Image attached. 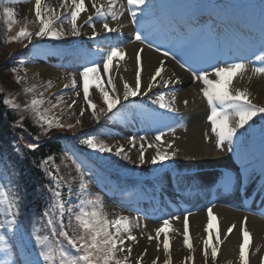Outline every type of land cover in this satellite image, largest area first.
<instances>
[{
	"label": "snow or ice",
	"instance_id": "6c2138e0",
	"mask_svg": "<svg viewBox=\"0 0 264 264\" xmlns=\"http://www.w3.org/2000/svg\"><path fill=\"white\" fill-rule=\"evenodd\" d=\"M15 2L16 0H0L9 31L17 23L16 12L13 7L5 5ZM246 7L257 8L256 5ZM89 8L93 11H89ZM233 8L231 5L225 6L224 18L230 22L222 30L209 29L195 34L191 31L186 32L182 26L178 33L172 21L157 19L153 0H89L88 4L85 0H60L59 11L56 7L43 4L42 0H35L34 12L39 22L38 30L33 33L22 27L15 35L9 36L7 42L27 41L28 43L24 44L27 48L34 38L47 37L60 41L67 36L79 37L82 34V25L77 21L84 13L86 18L83 24L92 29L88 39L98 41L95 52L101 59L99 62L95 60L89 62L78 75L66 73L70 82L64 84L63 88H71L74 95L79 98L81 96V91L77 90L79 84L83 100L87 108L91 109L92 118L97 123L101 121L102 116L105 120L121 123H133L137 118L145 121L154 119L153 114L132 105L131 98L149 97L154 89L161 88L171 89L173 94L160 91L159 94H154V98L150 97V104L157 106L156 113H159V110H164L166 114L177 113L178 109L175 106L177 97L174 90L177 85L182 84V80L174 72L170 74L167 61L177 60L179 57L178 62H182L192 81L202 85L200 91L210 109L207 115L210 131L204 133L205 139H214L216 147L221 151L234 152L235 145L241 141L244 132L252 127L254 118L264 119V104L254 103L248 89L233 86V81L238 77L242 78L247 72L249 63L259 62L261 66L255 67L253 72L264 74V0H260L258 11L244 20L238 16L228 15V11ZM125 14L129 23L135 26L132 41L138 42L140 47L134 52V83H129L127 79L121 77L123 89L121 93L117 89L113 70L115 67L119 72L121 62L128 58V53L122 43L111 44L108 34H115L116 37L122 34L124 25L119 21ZM109 19L116 21V25L112 26ZM97 21L102 24L101 31L96 30ZM65 22L70 25L67 30L64 28ZM169 32L174 39L166 46L164 41L170 39ZM101 42L110 46L102 49L99 47ZM145 47L154 49L162 58L159 59L147 82L142 84ZM233 49L237 52L243 49L247 54L237 55L223 62L217 59L215 63H210L215 57L209 56V53L224 50L230 52ZM25 62L26 59L22 58L19 65L22 67ZM11 71L16 73L17 82L25 84L24 92L30 94L31 99L22 107L14 97L7 96L2 102L8 109L31 112L34 123L42 129L43 134L54 128L71 130L82 123L77 119L75 125L64 124L60 115L50 114L58 107L63 114L65 107L72 109L77 103L76 99L68 103L63 89L58 94L51 93L50 90L54 87L51 79L41 85L29 84L27 68H24L23 76L19 74V67H13ZM34 75L39 76V73ZM39 87H43L44 90L36 95ZM93 88L98 90L105 105L98 111L96 103L91 99ZM2 92L3 89H0V93ZM46 92L49 95L46 96ZM183 103L187 106L189 101L185 99ZM45 104L49 107H43ZM126 105L135 110L126 108ZM87 108H80L81 117ZM23 119L21 116L16 125H21ZM167 131L174 133L175 129L168 127ZM164 137L165 131L160 129H157L152 140L148 139L146 132L144 135L133 134L128 137L127 149L124 144L106 143L95 134L85 136L79 143L93 152L115 155L138 167L145 163L164 166L167 162L173 161L180 151L174 147L175 140L165 141ZM261 138L264 142V129L261 130ZM26 147L36 150L39 145L29 143ZM149 149H154V154L150 159H146ZM132 150L138 152L136 161H133L130 155ZM261 158L264 160V148ZM64 159L70 160L75 166L77 177H72V180L78 179V187L74 190L72 180H65L64 176L60 175V167L55 164L53 156L43 159L40 167L51 179V183L45 186L50 194V202L40 215L25 210V197L21 194L25 190L12 187L11 184L6 187L0 182V216L3 217L0 219V264H141L147 249H144L139 257L133 258L131 246L137 242L133 230L141 226L139 217L120 214L115 218H109L102 198L98 194L93 195L89 190L86 177L91 175L90 165L70 151H65ZM247 168L248 164L245 163L244 171H247ZM261 178L264 179V166L261 168ZM16 184L18 185V181ZM231 184L232 177L225 174L223 186L228 188ZM260 190L264 192V183L260 184ZM73 198L76 200L75 204L71 202ZM137 211L139 212V209ZM207 215L205 229L207 238L203 241L202 249L204 264H208L209 258L212 264H216L220 244L223 242L221 230L211 206L207 209ZM190 216L191 212L186 211L183 217V242L190 250V254L184 257V260L194 264L195 249L189 232ZM173 220H180L179 215L163 219L162 225L155 230V236H148L149 240H158L161 234L164 235L162 245L166 258L163 264H173L171 239L168 235ZM247 221L248 217L245 216L239 226L242 236L239 245L240 264H249L252 233L247 227ZM236 228L235 223L231 224L224 233L225 238ZM160 247L158 243V251ZM255 251L260 252L261 249L257 247ZM159 259L160 257H156L152 264H157ZM260 264H264V255L261 256Z\"/></svg>",
	"mask_w": 264,
	"mask_h": 264
},
{
	"label": "bare ground",
	"instance_id": "6f19581e",
	"mask_svg": "<svg viewBox=\"0 0 264 264\" xmlns=\"http://www.w3.org/2000/svg\"><path fill=\"white\" fill-rule=\"evenodd\" d=\"M181 1L182 0H153L156 18L160 20H170L172 23L174 21L175 23L173 25L176 26L180 21L187 22L188 19L200 15L201 12L202 14L206 13L202 6L192 9L190 15L183 13L181 12ZM85 2L88 4L89 0H85ZM25 7H28L27 9H30L33 13L35 0L26 1ZM24 11L25 9H23V12ZM89 11L93 10L89 8ZM211 11L215 12L213 9ZM225 11L226 10H224L222 17L219 16L220 18L224 19ZM257 11L258 8L235 7L228 11V15L234 16L236 14L240 18H243L240 15H246L244 18L246 19L247 17L254 15ZM207 20L211 21L212 17L208 16ZM97 22L96 30L101 31L102 24L99 21ZM119 22L124 25L121 30L122 34L119 37H116L115 34H108V39L111 44L117 42L122 43L128 53V58L121 62L119 72L115 70V67L113 70L118 91L123 90L121 77L127 79L129 83H134V52L140 47L138 42L132 41L135 26L129 23L127 14H125L124 17H121ZM222 22V27H214L213 30H222L228 23L226 20H222ZM109 23L112 26H115L117 22L109 19ZM207 26H209V24H206L205 27H203L202 24L193 25L189 30H186V32L191 31L192 33L199 34L206 30L208 31L210 28H207ZM69 27L70 25H64L66 30ZM178 27L180 28L181 26L178 25ZM168 36L169 38L172 37V33L169 32ZM72 38V36L66 37L69 41ZM93 42L94 48L91 53L88 54L98 62V59H101L95 52L98 41L94 40ZM164 43L168 46L171 41L165 40ZM109 46L108 43L104 42L99 44V47L102 49H106ZM222 54V51L212 52V57L216 56L217 58L210 60V63H215L217 59L223 62L236 57L237 55H244L238 52H231L226 55L225 59H220V55ZM161 58L160 53H157L154 49H148L145 47V70L142 73V84L147 82L149 75L153 72ZM178 60L179 57L177 60L169 59L167 61L170 74L171 72H174L176 75H179L182 80V84L177 85L174 90V94L177 97L175 106L178 109V112L174 114H166L164 113V110H161L162 113L159 117L147 120V122L155 133L157 129L163 130L168 135L167 140H175L174 147L179 148L180 151L174 161L180 172L179 174L182 175L184 181L173 183L168 187L175 191L173 195L178 206H174L175 208L171 207L173 210L161 209L162 211L160 210L156 216H153L157 217L155 218L156 220L139 219L141 226L135 229L134 234L137 236V242L131 244L135 247L134 255L137 257L144 251V249H147V254L144 256V259L149 260L155 255L162 253L164 235L161 234L158 240H149L148 236H155V230L162 225L163 219L179 215L180 220L172 221V228L168 230V235L171 239L173 259L180 262L184 260V257L188 256L189 252L185 250L183 242V217L186 211H190L189 232L194 249L197 251V253H195L198 258L197 261L200 262V251H202L203 241L207 238V232L205 230L208 220L207 209L211 206L213 212L218 218L221 239L223 241L220 244L217 264H240L239 245L242 242V236L239 231V226L245 216L248 217L247 227L252 233V241L249 248V264H260L261 256L264 255V213L260 210H254L253 205L255 203H260L264 206V192L260 190V184L264 183V179L261 178V168L264 166V163L263 165L258 164V160L262 158L259 154L257 155V152L261 153L262 148H264L261 146V144L264 145V142H262L261 134L258 131L262 119L260 117L254 118L252 127L248 129V131L252 132L257 138V141L251 145V148H255L257 162H255L254 152L252 154L246 150L243 151L241 164L243 165V168L245 163L248 164L247 171H244L243 169L240 175V177L243 176V181L240 182L236 191L232 190L231 192H225L219 179L223 169L231 166V157L222 154L223 151L216 147L214 139H205L204 133L210 131V122L207 121V115L210 111L206 98L203 97L202 92L200 91L202 85L199 82L194 83L192 81L190 74L182 66V62H178ZM256 63L260 65L259 62ZM33 68L40 71L44 78L51 77L53 81H56L58 83L56 88H61L64 84L70 82L69 77L66 75L68 72L61 74L58 70L44 62H40ZM261 77L262 84L256 86L257 94L252 98L253 102L257 104L261 101L262 91L264 89V74H261ZM248 79L247 72H245L242 78L238 77L233 81V86L235 88H246L250 90L251 85H249ZM160 91H166L169 95L173 94L171 89L163 88L154 89L153 93L150 94L154 96V94H159ZM185 99L189 101L187 106L183 103ZM152 106L156 107L155 105ZM168 127L174 128L175 132H168ZM120 144H124L127 149L128 142H120ZM152 152L154 154V150ZM137 154V150H132L130 152L132 159L137 158ZM133 186L136 189L142 188L140 183L133 184ZM160 196L162 197L161 194ZM160 196H158L157 199H159ZM233 223L237 225V228L233 230L231 235L225 238L224 233ZM158 243L161 245L159 251L157 250ZM257 247L261 249L260 252L255 251Z\"/></svg>",
	"mask_w": 264,
	"mask_h": 264
},
{
	"label": "rangeland",
	"instance_id": "374dc122",
	"mask_svg": "<svg viewBox=\"0 0 264 264\" xmlns=\"http://www.w3.org/2000/svg\"><path fill=\"white\" fill-rule=\"evenodd\" d=\"M237 2H232L231 1V6L234 7H242V6H247V5H256L258 8L259 2H256V0H236ZM42 3L47 5V6H53L56 7L57 10L59 11V3L60 0H42ZM26 2L24 0H16L15 3L12 4H6L5 6H10L13 7L15 12H16V20L17 23L15 24H19L22 27H26L29 31L31 30L33 33H35V31L38 30L39 28V22L37 20V18L35 17V13L30 10L27 9L28 7H25ZM23 9H25V11L23 12ZM219 10H222L221 7L218 8ZM0 10L2 11V7H0ZM3 13V12H2ZM85 14L82 13L81 17L78 19L77 23L82 25V34L79 37H74L69 41L66 39V37L60 41L51 39V38H34L32 44H30L27 48L24 47V44H27L28 42L25 41L24 43L17 45L15 47L16 51L18 53L21 54L22 58L26 59V62L24 63V65L22 66V71L20 72V75L23 76L24 75V68L28 69V83L32 84L35 83L37 85H41L43 82H46L47 80L51 79L53 81V79L51 77H47L44 78L41 75V72L34 69L33 67L36 66L37 64H39L40 62H42L43 58L45 57V55L43 54H48V53H54L55 56V47L57 45L60 46H64V45H73L75 43H81L82 47L79 48H84V49H76V54H78V56H81L84 54V52L88 49L91 48V46H87L88 42L90 41L88 39L91 32V27L88 25H84L83 24V20L85 19ZM98 23V22H96ZM64 25L69 26L66 22L64 23ZM18 29H20V27H17ZM41 43L42 45H38V43ZM43 42H47L49 43L52 47L48 50L47 47H43ZM34 45H37L38 48H36V50H34V53H30L29 52V48L30 46L34 47ZM43 56V58H42ZM255 67H259L256 66L255 64H248V70H247V76H248V80H249V85H251V88L249 90V92L251 93V98H253V96H255L256 93V86H259L262 84V77L261 74H254L253 70ZM56 70H58L61 74H63L64 72H71L73 71V73H77V75L79 74V71L76 69H71L70 67H66V63H62L61 65H59L58 67H55ZM35 73H39V76H35ZM114 75V73H113ZM4 79H6L5 77H2ZM54 82V87L50 90L51 93H60V91L63 89L64 90V95H65V100L68 103H71V101L73 99L77 100L76 105L73 106L72 109H67L66 107L64 108V112L63 114H61L60 112V108H58L57 113L55 115H60L62 116H67L69 118V121H71L74 125L76 124V120L80 119L81 120V124L80 125H76L75 128H73L75 130V132H80L83 130H87L89 131L88 135L90 134H95L98 136V138L100 140H103L106 143L112 144V145H116L117 143L120 144V142H128V137L130 135L136 134V135H144L145 132L147 133L148 139L152 140L155 136V132L152 131V129L147 125V122L145 120H142L140 118H137L133 123H121V122H116V121H112L111 125L114 126L113 129L107 128L105 127V123H102L101 126H99V123L101 124V121H105V119L101 118V121L99 123H97L91 115V109L87 108L84 100H83V96H80L79 98L76 97L74 95V90H70L68 91L67 89H64L63 87H58L57 86V82ZM13 86H15L14 82L12 81ZM21 88H22V92H24V87L25 84L19 83ZM79 85V84H78ZM54 89V90H53ZM44 90V89H43ZM77 90L82 91L81 88H77ZM119 92L122 93V90H120ZM25 93V92H24ZM37 95V94H36ZM45 95H49V93H45ZM150 97L154 98V96H152L151 94H149V97H145V96H137L135 98H131V103H135V99L137 98H141V101H144L146 103H150L149 99ZM98 98V105H97V111L99 110V108L101 107H105L104 103H103V99L102 96L100 95V93L98 92V90H96L95 88L91 89V99L94 101H96V99ZM54 102V100H53ZM259 104H264V89L262 91V97H261V101L259 102ZM133 105V104H132ZM156 106V105H155ZM81 107H86L87 110L85 111L84 115L81 117L79 115L80 112V108ZM126 108H130V110H135L132 109L130 105H126ZM53 112V110H52ZM75 113V114H73ZM107 124V123H106ZM99 126V127H98ZM143 126V127H140ZM105 129V130H104ZM264 129V119H262L260 121V128H259V133L261 134V130ZM168 135L165 132V137L164 140L167 141ZM254 142H248L245 141V145L246 148L243 151H247L249 145H252ZM264 146V145H263ZM154 149H149L148 152L146 153V159H150V157L153 155V151ZM242 152V150H241ZM222 154L224 156H229V151L224 150L222 152ZM133 161H136V158L132 159ZM102 162H104L107 166L109 167H135L136 168V164L133 163H129L127 161H124L121 158H117V156L115 155H111V160H105V159H101ZM138 164V161H137ZM233 164V163H232ZM140 169L138 170V174L141 176H146L148 174H153L159 170H163V168H166V170H168L167 173H165L162 176H158L156 178L155 182H148L147 180L144 179H140L139 180L137 178H128V179H124L123 177H119V174H114L115 178L113 180L114 183L119 184V185H123L124 188L118 189V193L121 194L123 193L125 190L129 191V192H133L130 189V183L129 182H139L143 185L144 189L147 191L150 190H154L153 192L156 193L157 189L156 188H161V187H169L171 184L174 183V179L176 178L175 175H178V173H180L178 171V168L176 167V163L175 161H169L167 162L164 166H160V165H151L150 163H145L143 166H140ZM240 169V167H239ZM101 174L104 175L105 170L102 169V172H100ZM97 175V174H96ZM96 175L90 176L87 179V183H88V187L91 193H98L100 192V189L97 185L96 181ZM155 183V184H154ZM154 185H156L154 187ZM164 190V189H163ZM167 192H170L168 190H164ZM104 206H105V211L108 213L109 218H115L117 215L123 214V215H128L130 217H137V215L134 214L133 211L129 210L128 208H124L123 206H121L120 204H117V202H115L113 200V198H108L106 196H101ZM0 219H2V217L0 216ZM140 219V218H139ZM143 220V219H141ZM133 234H135V229L133 230ZM127 243V242H126ZM132 249V257L136 258V256L134 255V251H135V247L133 245ZM203 249V247H202ZM185 250L187 252H189L190 254V250L186 247L185 245ZM200 255H201V261L198 262V258L196 257L195 253H197V251L194 252V264H204V257H203V252L200 251ZM141 254V253H140ZM139 257V256H137ZM156 257H160V259L157 261V264H163V260L166 258V254L163 252L155 255L154 257H152L149 260H145L143 257V260L141 262V264H152V261L154 259H156ZM173 264H189V262H186L185 260L180 261H176L175 259H173ZM208 264H212L211 262V258H209ZM216 264H217V259H216Z\"/></svg>",
	"mask_w": 264,
	"mask_h": 264
},
{
	"label": "trees",
	"instance_id": "16d2710c",
	"mask_svg": "<svg viewBox=\"0 0 264 264\" xmlns=\"http://www.w3.org/2000/svg\"><path fill=\"white\" fill-rule=\"evenodd\" d=\"M12 44L13 42L6 41L5 35L0 31V89H3L0 93V179L6 187L11 184L12 187L25 190L21 192L25 197V210L40 215L50 202V194L45 186L51 183L50 177L40 167V162L48 156H54V162L60 167V175L64 176L65 180L77 177V172L72 162L65 165L58 158L55 159L64 147L61 140L49 138L55 128L43 134L42 129L34 123L31 112L13 111L3 104L5 97L17 92L12 83L15 74L11 71L16 65V56L5 63L6 55L11 53ZM5 76L6 79L2 78ZM17 93L14 98L23 107L26 98ZM21 116L24 117L21 125H16ZM29 143H37L39 147L30 150L26 147ZM72 185L75 190L78 187V179L72 180ZM64 192H67L66 187ZM71 202L75 204V198Z\"/></svg>",
	"mask_w": 264,
	"mask_h": 264
}]
</instances>
